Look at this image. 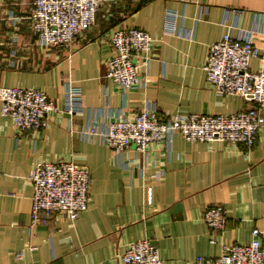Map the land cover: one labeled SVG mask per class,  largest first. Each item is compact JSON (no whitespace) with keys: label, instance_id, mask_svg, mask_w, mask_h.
<instances>
[{"label":"crops","instance_id":"crops-1","mask_svg":"<svg viewBox=\"0 0 264 264\" xmlns=\"http://www.w3.org/2000/svg\"><path fill=\"white\" fill-rule=\"evenodd\" d=\"M32 1L0 0V85L39 89L61 110L69 84L80 89L83 112L51 114L46 128L32 134L18 133L0 115V264H123L127 246L140 240L158 249L162 264H195L196 257L219 258L223 247L248 243L253 229L264 245V126L250 150L186 142L174 133L168 153L153 148L149 160L134 151L116 156L97 139L79 136L88 120L103 130L102 122L135 115L145 103L154 104L161 119L247 109L237 96H218L202 66L209 47L230 27L237 35L262 24L257 15L264 0H100L95 24L67 49L36 43ZM166 9L178 14V35L163 33ZM118 27L137 28L156 41L147 87L127 95L106 78L108 39ZM249 69L264 65L252 59ZM68 159L90 172L87 210L76 221L55 216L29 230L31 169ZM160 171V180L151 177ZM146 187L152 188L150 205ZM215 206L227 213L223 231L202 221Z\"/></svg>","mask_w":264,"mask_h":264},{"label":"built area","instance_id":"built-area-1","mask_svg":"<svg viewBox=\"0 0 264 264\" xmlns=\"http://www.w3.org/2000/svg\"><path fill=\"white\" fill-rule=\"evenodd\" d=\"M99 6L100 0H33L29 20L36 43L44 48L67 49L79 34L95 24ZM232 12L237 17L241 14L238 10ZM257 16L262 24L256 29L233 35L234 27H230L209 47L202 66L205 82L218 96H237L248 105L247 109L228 115L177 114L161 119L155 105L145 103L135 115L102 122L103 130H99L97 120H88L79 131L80 138L97 139L116 156L134 151L146 160L151 158L153 148L168 153L174 133H179L186 142H222L252 149L264 126V69L256 72L249 69L252 59L264 65V9ZM178 18L176 11H164V34L180 33L176 27ZM11 20L14 22L16 18ZM108 40L111 56L106 63V78L122 95L146 88L156 41L133 27L114 29ZM13 66L12 61L10 67ZM141 69L145 75H141ZM81 96L78 87L68 84L63 106L58 110L39 89L0 85V115L9 118L18 133L32 134L46 128L47 117L51 114L60 111L70 116L81 114ZM151 177L160 180L162 172ZM29 180L32 184L29 230L47 226L55 216L76 221L88 208L91 177L84 166L69 159L56 163L37 162ZM151 202L152 188L146 187V203L150 205ZM226 214L223 207H209L202 214V221L212 230L223 231ZM259 237L260 232L253 229L248 243L223 247V255L219 258L196 257L195 264H264V245ZM120 260L123 264H162L158 249L148 240L130 243Z\"/></svg>","mask_w":264,"mask_h":264}]
</instances>
